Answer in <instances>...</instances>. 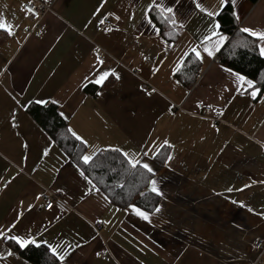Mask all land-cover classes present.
<instances>
[{
    "label": "crops",
    "instance_id": "obj_1",
    "mask_svg": "<svg viewBox=\"0 0 264 264\" xmlns=\"http://www.w3.org/2000/svg\"><path fill=\"white\" fill-rule=\"evenodd\" d=\"M28 1L0 0V21L13 32L0 29V264H31L13 252L9 236L51 245L64 256H55L59 264H254L252 242L264 240V90L253 98L239 73L218 62L217 38L205 41L217 18L193 0H156L157 7L153 0H47L38 36L23 9ZM220 3L202 6L216 12ZM232 7L240 29L264 31V0ZM111 14L119 29H101ZM218 31L220 49L228 35ZM192 48L202 59L187 89L174 73ZM89 84L97 86L92 93ZM40 100L56 102L69 132L86 141L84 155L118 148L149 163L155 208H120L81 175L29 115L28 105ZM198 104L210 107L209 118ZM48 190L67 211L42 209Z\"/></svg>",
    "mask_w": 264,
    "mask_h": 264
},
{
    "label": "trees",
    "instance_id": "obj_2",
    "mask_svg": "<svg viewBox=\"0 0 264 264\" xmlns=\"http://www.w3.org/2000/svg\"><path fill=\"white\" fill-rule=\"evenodd\" d=\"M156 13H152V19L158 25L160 32L164 34L167 28L166 23L162 14L159 11ZM216 18L220 24L221 33L228 35V39L217 53L218 62L253 81L260 93L264 90V57L258 52L257 41L240 31L231 3L220 9V14ZM200 67L201 61L190 52L185 56L174 76L184 87L190 89L195 84ZM96 87L89 84L84 87V90L92 93ZM27 110L53 142L63 150L92 184L106 195L111 203L120 208L135 204L145 211L155 208L159 195L147 189L151 173L140 166L133 168L121 152L112 149L97 151L93 159L85 165L81 159L85 153V145L69 132L67 121L61 116L55 104L30 103ZM166 155V150L162 149L156 154L155 159L163 162ZM10 244L15 254L31 264H59L58 259L45 245L37 247L29 244L25 248H20L11 241Z\"/></svg>",
    "mask_w": 264,
    "mask_h": 264
},
{
    "label": "snow or ice",
    "instance_id": "obj_3",
    "mask_svg": "<svg viewBox=\"0 0 264 264\" xmlns=\"http://www.w3.org/2000/svg\"><path fill=\"white\" fill-rule=\"evenodd\" d=\"M29 3H31V0H29ZM193 3L196 7V9H198L200 12L204 13L206 16H208L209 18H215L216 16H218L220 14V11H216V12H213V11H209L207 8L203 7V0H193ZM228 3H231L233 6L235 4V0H221V3H220V7H221V10L223 8H225L227 6ZM153 7H157V3H156V0H153ZM27 11L29 13L32 12V8H28ZM163 11L165 12H168V13H172L173 12V9L168 7V8H164ZM117 19H119V17H117ZM170 22L172 24H175L176 23V20L175 18H171ZM11 28H12V25H9L3 21H0V29H3L5 31H7L8 35H12L13 32L11 31ZM219 28H220V24L218 22L214 23L211 27V34L210 36H206L205 37V41H211L212 37H216L217 40H216V50L218 51L219 50V45L223 43V41L225 40V37L223 35H221L219 33ZM240 31L244 32V33H247L250 37H253L255 38V40L258 42L257 43V47L259 48V52H260V55L262 57H264V31H254L250 28H242ZM203 41L201 42V44L203 45ZM204 51L206 52V54L209 56V57H212L214 55V51L211 50L210 48L208 47H204ZM191 52L194 53L196 55V57L198 59H202L201 57V53L200 51L198 50V48H192L191 49ZM97 63L99 64H102L103 61L100 59L99 55H97ZM227 71H231L230 69H227ZM114 74V73H113ZM109 73L108 72H104L102 75H100L99 79L96 80L95 82L97 84H102L104 82V80L108 77ZM238 77V80L241 82V85H247V87L249 89H253L252 91V96L253 98L256 97V94L257 92L259 91V89H256L254 84H253V81L251 80H247L246 77H244L243 75H239V74H234ZM37 103H40V104H44V103H47V101H43V100H40V101H37ZM53 103H56L55 101H53ZM73 135L76 136L77 139H82L81 137L77 136L76 133L73 132ZM83 143H86V141H82ZM165 144H167V141L164 142ZM113 151H117V152H120L121 150L116 148V149H112ZM45 155H47V152L44 153ZM125 158L128 159V163L133 167H137V166H140L142 167L143 169H145L148 173H153V167L150 166L149 163H146V162H142L141 160L139 159H135V158H129L128 156V153H122ZM95 156V153H93L92 155H83L81 157L83 163L85 165H87L92 159L93 157ZM169 160H171V156L168 157ZM81 175H83V173H81ZM151 185H152V188L151 190L153 192H157V194H159L157 188H156V181L153 180L151 181ZM247 187V186H246ZM229 192L232 191V189H228ZM243 206V205H241ZM49 207H51V205H49ZM133 207V210L136 212V214L138 216H141L143 219L147 220L149 217H148V214H146L144 211L140 210L139 208H135V206H132ZM158 210V209H157ZM251 211V209H250ZM4 236V233L3 232H0V237H3ZM8 239H11L13 241H15V243L17 245H19L20 248H25L26 246H28L29 244H33L37 247H39V242H37L36 240H32V239H26V238H21L20 236H9L7 237ZM49 247V250L52 252L53 256H56L58 259H60L61 261L64 260V256L61 255L56 248L52 247L51 245L48 246Z\"/></svg>",
    "mask_w": 264,
    "mask_h": 264
},
{
    "label": "built area",
    "instance_id": "obj_4",
    "mask_svg": "<svg viewBox=\"0 0 264 264\" xmlns=\"http://www.w3.org/2000/svg\"><path fill=\"white\" fill-rule=\"evenodd\" d=\"M28 8H32V12L29 13L27 11ZM23 9L26 13V15L33 21L34 26L31 29V31H34L36 35L41 36L46 29V25L43 23V17L44 15L49 11L50 7L47 3V0H31V3L26 2L23 4ZM118 16L111 14L106 17H104L100 23V28H110L113 30L119 29V26L117 24ZM97 55H99L100 59H105V54L98 51ZM218 60V58H217ZM143 88H146L147 85L143 84ZM199 113L204 118H209V111L210 107L202 104H198ZM216 120H213V123H216ZM51 205V207H49ZM41 207L45 211H49L52 207H58L62 211H67L68 206L65 205L60 197L59 194L54 191H46L41 195ZM102 225V222H98L95 226L97 229H99ZM253 249L256 252V258L254 261V264H259L262 260V257H264V240L262 239H254L252 242ZM99 257L102 256V254L98 255ZM264 264V263H263Z\"/></svg>",
    "mask_w": 264,
    "mask_h": 264
}]
</instances>
